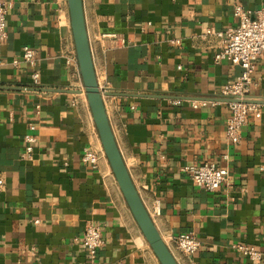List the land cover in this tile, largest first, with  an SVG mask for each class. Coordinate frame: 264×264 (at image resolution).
<instances>
[{
	"label": "crops",
	"instance_id": "crops-1",
	"mask_svg": "<svg viewBox=\"0 0 264 264\" xmlns=\"http://www.w3.org/2000/svg\"><path fill=\"white\" fill-rule=\"evenodd\" d=\"M7 1L0 46V264H160L103 151L78 61L67 62L76 55L67 0ZM236 5L264 12V0H82L117 146L179 264H256L237 244L254 247L264 264V51L249 89L259 110L232 144L220 89L241 66L216 60L219 39L206 34L235 26ZM24 47L35 50V65L21 61ZM174 97L183 101L174 104ZM199 99L210 102L190 104ZM27 134L37 140L22 159ZM86 146L99 153L95 167L81 159ZM206 160L228 169L214 191L195 185L184 170ZM88 223L99 225L103 238L93 261L82 245ZM180 232L200 239L194 254L176 247L171 237Z\"/></svg>",
	"mask_w": 264,
	"mask_h": 264
},
{
	"label": "built area",
	"instance_id": "built-area-1",
	"mask_svg": "<svg viewBox=\"0 0 264 264\" xmlns=\"http://www.w3.org/2000/svg\"><path fill=\"white\" fill-rule=\"evenodd\" d=\"M10 6L9 1L0 0V46L7 36L6 15ZM234 15L237 17L235 26L215 31L211 28L206 30V34H215L219 39V48L215 53L216 60L229 59L232 64L241 66L240 73L232 80L225 83L220 89V95L230 98L227 101L229 115L226 120L225 135L227 140L236 144L240 139V131L247 122L251 113L258 112L259 103L249 99V89L252 82V73L255 69L257 57L264 51V12L252 13L244 9L241 5L234 7ZM21 61L30 65H35V50L30 47L22 49ZM67 62L77 63L76 55H68ZM19 59H14L12 64L17 65ZM3 61L0 59V65ZM32 79L35 85L39 82V71L32 70ZM103 91V89H102ZM181 98H174V104H180ZM210 101L207 99L191 100L193 107L204 106ZM31 127H33L31 125ZM26 145L20 155L22 159L28 158L37 140L36 135L27 134L24 136ZM81 159L84 163H89L95 167L98 163L99 153L91 146L84 147ZM193 183L208 191L216 190L226 179L228 169L224 165L214 161H202L184 167ZM3 180L0 179V185ZM158 212V209H156ZM34 222H38L37 219ZM176 247L184 254H194L201 245L200 239L193 232H180L171 237ZM103 243L102 231L99 225L88 223L84 229L82 245L90 260L96 258L97 251ZM238 249L245 252L256 264H261V254L254 247L237 244Z\"/></svg>",
	"mask_w": 264,
	"mask_h": 264
},
{
	"label": "water",
	"instance_id": "water-1",
	"mask_svg": "<svg viewBox=\"0 0 264 264\" xmlns=\"http://www.w3.org/2000/svg\"><path fill=\"white\" fill-rule=\"evenodd\" d=\"M67 5L84 93L98 131L103 151L115 176L116 182L144 238L160 264H179L172 251L165 243L150 213L140 198L117 146L104 105L103 96L105 92L102 91L98 84L92 62L82 0H67ZM227 100H230V98H227Z\"/></svg>",
	"mask_w": 264,
	"mask_h": 264
}]
</instances>
